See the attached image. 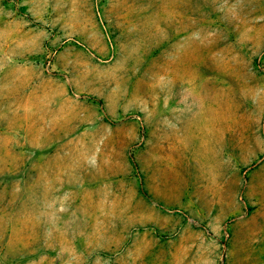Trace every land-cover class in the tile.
Wrapping results in <instances>:
<instances>
[{
    "label": "rangeland",
    "instance_id": "obj_1",
    "mask_svg": "<svg viewBox=\"0 0 264 264\" xmlns=\"http://www.w3.org/2000/svg\"><path fill=\"white\" fill-rule=\"evenodd\" d=\"M0 264H264V0H0Z\"/></svg>",
    "mask_w": 264,
    "mask_h": 264
}]
</instances>
